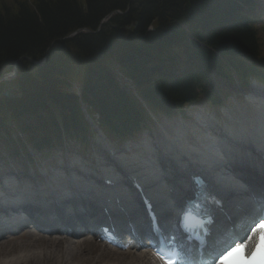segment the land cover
I'll use <instances>...</instances> for the list:
<instances>
[{"label":"trees","instance_id":"trees-1","mask_svg":"<svg viewBox=\"0 0 264 264\" xmlns=\"http://www.w3.org/2000/svg\"><path fill=\"white\" fill-rule=\"evenodd\" d=\"M127 5L126 14L112 16L94 33L102 18L114 10L125 12ZM229 6V0H137L131 3L130 0H12L11 3L0 0V77L11 70L13 62L18 61L17 78L10 86L19 94L18 98L6 99L1 95L6 85H0V124L16 119L18 130L33 139L31 133L38 129L56 132L52 116L56 114L62 120L66 133L83 134L76 100L72 93L67 92L73 82L80 79L84 82L82 98L98 115L101 124L109 131L113 130L112 123L124 113L120 111L122 101H118L120 98L111 89L110 65L119 60L116 58L118 55L127 56L136 51L138 44L145 48L140 51L146 55L150 50L155 51L156 45L163 46L160 43L186 44L185 50L189 55L198 56L202 69L209 68L212 63L223 68L219 65L220 59L238 73L254 72L256 66L264 67V63L257 61L262 50L256 31L244 27L227 32L213 30L217 23L213 17L220 15V19L225 20L221 12ZM180 21L188 24L190 34L204 48L184 36L176 26ZM134 22L137 27L130 29ZM150 23H154L157 29L147 33ZM82 28L89 29L92 34L62 40L67 34ZM44 56L46 62L41 67L29 62L39 61ZM133 61L137 62V59ZM147 64L131 65L134 74L124 70L122 65L120 68L133 81L147 83L150 76V73L145 76ZM148 67L151 72L156 65L149 64ZM200 75L206 76L205 73ZM196 86V78L191 77L177 87H154L150 96L160 95L175 105L183 99L182 91ZM109 94L117 102L109 100ZM194 97L195 93L191 92L190 99ZM48 105L54 111L44 115L40 126L21 124V118L32 121V116L47 109Z\"/></svg>","mask_w":264,"mask_h":264},{"label":"bare ground","instance_id":"bare-ground-1","mask_svg":"<svg viewBox=\"0 0 264 264\" xmlns=\"http://www.w3.org/2000/svg\"><path fill=\"white\" fill-rule=\"evenodd\" d=\"M220 20L221 19H219V21ZM123 51H125V50H123ZM124 56L118 55L116 57L119 59L117 61H119V63L122 65V68L124 70L129 71L132 74H134L132 72L131 65L143 66L139 62L133 61L131 54H128L127 56H126V54H124ZM148 66H149V64L145 65V67H144V71L146 73L145 76L149 75V73H150V69ZM94 83H96V82H92L91 84H94ZM97 84L101 85L102 83L97 82ZM107 91H108V93L110 92V90H107ZM93 94L98 95L96 92H93ZM109 100L117 102L116 99H114V97L112 95H110ZM114 108H115V106H114ZM255 116H258L255 118V120H256L255 124L256 125H257V123H259V125L264 123V120L261 117H259L260 115L254 114V115H252V118ZM248 122H250V119ZM228 129L231 132H235L236 134H239L241 132V134L236 136L237 137L236 140L239 143H240V141L241 142L245 141V136H246L245 133H247V132H249V134H251L253 136L254 140L260 142L259 145H262L261 143H264V126H261V127L256 126L255 127V126L248 125V123L245 122V123H242L240 125L230 124ZM175 131L182 132L183 130L178 129L177 127H174L172 132L175 133ZM176 137H179V135H176ZM200 138L202 139L200 142H202V145L205 149L203 155L199 152L200 149L193 148V147L186 148L184 151V149L182 147H180V146L176 147V146L172 145L174 147L173 150H175V148H182L181 152H179L178 150H176V152H178V154L181 156H186L187 160H189L192 163H194L192 161V160H194L195 163L198 164L197 166L199 168L207 170V169H210L214 166L216 167L218 160L216 158H210L211 155L207 154V152H210L212 150V147L214 146L213 141H209V140L204 139L205 137L203 135H201ZM164 139L162 138V140H164ZM179 142H181V140H179ZM231 142L233 143L234 140H232ZM224 143H226V140L224 141ZM237 146H240V145L237 143ZM147 150H149V149L147 148ZM173 150H169V151H171L173 154V153H175ZM243 168H245V169H243ZM236 171H237V173L242 175L246 180L252 179L251 172H248V170H246V166H239L238 165V168H236ZM215 182L216 181L212 182V186L219 191ZM220 189L224 193L225 189L224 188H220ZM5 195L7 197H9V199H12V197H17V198L20 197V199L22 198L23 200H26L29 196L28 191L26 189H23V192H20L17 195L11 194L10 192H6ZM70 246L71 245H70V242L68 240L65 241L64 243L61 242V240H59V239L50 240V241L45 242V241L41 240L40 238H37V239H34L33 242L23 243V246L19 248L20 252L18 253V255H16L14 257V260L11 261V264L13 262H14V264H73V263H69V261L74 262V260L76 262L75 264H88V263H90V264H123L121 258H117V260H116L117 263L107 262L105 260V258L111 257L110 251H108V250L102 251L101 250L99 252L95 246V243L92 241L87 242L84 245L77 246L75 252H73L72 247L69 248ZM39 247H47V249H49V251L38 250ZM63 247H64V249H63ZM28 251H33V252L29 253ZM23 253H26V254H23ZM59 253H61L62 256L59 255ZM121 255H125V254H121ZM59 259H60V261H59ZM144 263L145 264H153V263L149 262V259L146 257L144 258ZM129 264H136V263L131 261Z\"/></svg>","mask_w":264,"mask_h":264},{"label":"snow or ice","instance_id":"snow-or-ice-1","mask_svg":"<svg viewBox=\"0 0 264 264\" xmlns=\"http://www.w3.org/2000/svg\"><path fill=\"white\" fill-rule=\"evenodd\" d=\"M195 206L200 209L201 211H203V204L200 203V201H196L195 202ZM193 215V213L191 211H186L184 213V218H182L181 221V225H182V229L184 231H187V226L184 223V219H186L187 217ZM197 219H201L200 216H197ZM259 229L261 231V235L264 236V218L260 219L259 223L256 225V228H252V231H255ZM217 232H219V228H217ZM199 239V236L197 237H191L189 236V239ZM251 237H249L250 239ZM171 242L173 243V248L172 250L169 252V256L168 258H164L161 257L162 259H164V264H193V261L191 260H186L184 258V252H191L190 248H184L183 245H178L175 244V237H172ZM184 249V252L181 251V249ZM243 248V245L237 244L236 247H231L230 246V250H225L224 252L218 253L219 255V262L218 264H228V260L229 257H231L233 255V253H235L238 249ZM252 261H256V252H253L252 257L250 258ZM200 264H207V262H200ZM213 264H216V262L214 261ZM256 264H264V260H260V261H256Z\"/></svg>","mask_w":264,"mask_h":264},{"label":"rangeland","instance_id":"rangeland-1","mask_svg":"<svg viewBox=\"0 0 264 264\" xmlns=\"http://www.w3.org/2000/svg\"><path fill=\"white\" fill-rule=\"evenodd\" d=\"M2 1H4V2H6V3H11L12 2V0H2ZM229 1H231V0H229ZM14 2H16V0H14ZM226 2V1H225ZM218 19V16H215V17H213V19L212 20H217ZM206 23H205V25H207V21H205ZM215 23V22H214ZM189 41H190V39L189 38H187ZM47 50V49H46ZM261 50H262V52H261V54L262 55H264V42L263 43H261ZM139 58H142V56H140ZM11 93H14V91L13 92H11ZM230 108H231V106H230ZM234 108H236V109H242V108H244L243 107V105L241 104V103H236V107H234ZM73 143H70V146L72 147V148H75V146H73L72 145ZM0 150H1V148H0ZM57 155L56 154H53V153H51L47 158H39V161H40V163H44V162H47L48 160H54V157H56ZM37 157H38V155H37ZM25 236V239L26 240H21V239H18V240H14V239H11V240H5V239H3V240H0V264H11V261H13L14 260V257L16 256V255H18V253L20 252V247H22L23 246V243L24 242H30L31 241V238L30 237H32L33 235H31V234H26V235H24ZM45 238V237H44ZM15 247V248H14ZM63 249H64V247H63ZM38 250H44V251H49V249H47V247H39L38 248ZM37 250V251H38ZM76 250L74 249L73 250V252H75ZM29 253H31V252H33V251H28ZM23 254H26V253H23ZM59 255H61L62 256V254L61 253H59ZM64 256V255H63ZM43 257V256H42ZM56 259V258H55ZM91 259V258H90ZM106 260V259H105ZM59 261H60V259H59ZM64 261V260H63ZM107 261V260H106ZM109 262V261H108ZM69 263H73V264H75L76 262H75V260H74V262H70L69 261ZM111 263V262H110ZM12 264H14V262L12 263ZM88 264H90V263H88Z\"/></svg>","mask_w":264,"mask_h":264},{"label":"water","instance_id":"water-1","mask_svg":"<svg viewBox=\"0 0 264 264\" xmlns=\"http://www.w3.org/2000/svg\"><path fill=\"white\" fill-rule=\"evenodd\" d=\"M80 33V31H76L74 33H72V35H76ZM44 62V60H42L41 63H37V62H33L35 65H41ZM16 62L13 65V69L12 72L8 75H6L3 78H0V83H9L10 81H12L14 79V76L16 74V68H15ZM2 95L6 98H12L13 96L11 95V91L10 90H6L2 93Z\"/></svg>","mask_w":264,"mask_h":264}]
</instances>
